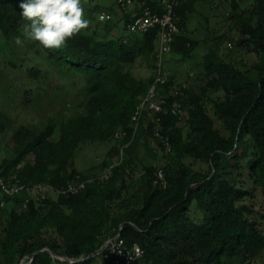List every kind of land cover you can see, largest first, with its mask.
Masks as SVG:
<instances>
[{
  "label": "trees",
  "instance_id": "trees-1",
  "mask_svg": "<svg viewBox=\"0 0 264 264\" xmlns=\"http://www.w3.org/2000/svg\"><path fill=\"white\" fill-rule=\"evenodd\" d=\"M162 1L136 0L134 5L145 3L163 12ZM199 1L182 0L175 8L180 31L172 51L183 57L191 56L199 43L187 32ZM19 3L0 0V50L12 38H25ZM107 13L111 17L106 21L113 17ZM132 13L125 12L124 29ZM228 15L239 29L232 49L253 51L257 60L243 69L215 50L207 53L206 84L200 91L185 89L179 97L186 117L172 113L174 97L167 96V108L160 112L163 140L156 138L151 118L137 134L131 124L155 73L138 77L135 63L142 55L155 68L157 28L119 34L112 26L90 24L61 49L42 50L39 42L27 39L35 54L51 61L69 83L68 92L77 99L65 105L81 109L61 124L50 116L37 130L17 124L0 105V139L7 136L6 148L12 150L2 158L0 172L7 178L16 175L26 189L44 184L58 191L73 181L86 184L55 198L34 197L27 190L10 195L0 186V264L22 259L24 264H113L115 256L99 250L110 235L122 236L128 247L138 243L140 264H251L264 252V227L257 218L264 213L254 206L257 190H264V0L244 7L232 0ZM19 63L11 60L13 67ZM40 72L32 66L29 75ZM172 83L169 75L167 86ZM211 92L220 94L212 97ZM121 127L126 134L118 137ZM143 135L158 140L168 158L163 165L166 185L155 181L158 165L145 160L135 185L126 181ZM96 140L114 141L109 158L128 145L107 178L89 180L98 164L79 170L75 154L81 142Z\"/></svg>",
  "mask_w": 264,
  "mask_h": 264
},
{
  "label": "rangeland",
  "instance_id": "rangeland-1",
  "mask_svg": "<svg viewBox=\"0 0 264 264\" xmlns=\"http://www.w3.org/2000/svg\"><path fill=\"white\" fill-rule=\"evenodd\" d=\"M81 2L85 18L91 21L90 24H98L100 29L109 25L116 33L130 34V31L123 28L124 14L126 9L132 10L134 4H128L126 8H123L118 0H81ZM252 2L253 0H239L243 7ZM231 6L232 0H200L197 3V10L190 14L187 22V32L199 41L193 54L188 57H183L182 54L173 51L168 54L166 67L169 75L174 78L176 83H186V90L200 91L206 84L207 74L204 62L206 54L211 50L217 51L220 56L232 60L243 69H249L257 60L255 52L247 51L244 48L232 49L230 46L233 43L232 39L239 37V29L234 23L235 18L228 15ZM103 10L112 13V19L99 20ZM21 40H23L22 46H18L15 39L12 38L10 44L4 50H0L1 107L16 119L17 124H25L37 130L46 125L50 116H54L59 124L64 123L67 117L81 109L80 106H66L65 102L77 98L69 94V83L64 82L65 79L52 65V62L35 54V48L29 47V41L26 38H21ZM39 47L43 50L42 46L39 45ZM19 58L21 59L18 60ZM11 60L20 63L13 67ZM32 66L36 69L40 68L42 73L30 76L29 72ZM154 69L151 59L141 55L135 63L134 73L138 77L146 78L154 73ZM43 73L46 74V78H43ZM219 94V92H211L212 97H217ZM209 108L210 113L215 116L211 103H209ZM151 117V115L146 116L141 125L142 131L146 128ZM216 123L218 127H222L220 119L216 118ZM7 141V136H2L0 139V162L3 157L12 155V150L6 148ZM113 143L114 141L102 142L99 140L81 142L75 154L76 167L85 171L98 164L92 177L107 178L111 174L107 167L116 162L119 163L122 159L118 154H113L109 158L108 151ZM132 160L131 165L126 169L125 177L128 183L134 185V181H137L144 172V160L154 161L158 168L163 170V165L168 162V158L160 150L158 140L146 135L142 136ZM104 161L108 162V165H105ZM27 192L34 197L47 195L55 198L58 195V191L50 185L35 187ZM254 206L264 213L263 188L257 190ZM10 207L11 204H8V208ZM257 218L262 222L261 226L264 227V218L259 215ZM250 262L251 264H264V252ZM24 263V259L19 260V264Z\"/></svg>",
  "mask_w": 264,
  "mask_h": 264
},
{
  "label": "built area",
  "instance_id": "built-area-1",
  "mask_svg": "<svg viewBox=\"0 0 264 264\" xmlns=\"http://www.w3.org/2000/svg\"><path fill=\"white\" fill-rule=\"evenodd\" d=\"M182 0H163L164 11L160 12L158 10L152 9L149 5L142 3L139 7L132 13L131 19L127 23V29L132 32H146L150 29L157 28L158 32V44L154 52V64L155 73L154 79L150 84V87L144 97L139 101L133 115L131 118V124L133 127L134 134L138 133L141 128L143 121L147 115H151L152 121L155 123L154 133L156 138H163L161 129V115L160 112L166 110L167 96L173 95V100L169 105V109L173 114L179 115L180 117H186L187 108L184 107L180 96L184 95L185 89L187 87L186 83H172L167 86L169 81V71L166 68V60L168 54L172 51V43L175 38L176 33L180 31V27L176 21L175 8ZM123 8H126L128 4H135L136 0H118ZM103 15L105 19L111 17L107 12H101L100 16ZM104 19V20H105ZM232 46V44H230ZM126 130L122 127L116 132L119 137L124 136ZM168 148H170V142L166 138L165 141ZM128 144L121 146L119 157L123 159L125 154V148ZM121 159V160H122ZM120 160V161H121ZM117 162L111 164L108 168V172L112 171V168ZM96 177H91L89 180H93ZM103 178V177H101ZM156 182L167 184V179L162 168L156 171ZM86 184V181H73L70 182L67 187H64L58 192L63 193H74L82 190ZM0 186L4 192L13 195L19 193L23 190H30L35 187L46 186L44 184H36L26 189L25 184L17 178L16 175L11 178L3 176L0 172ZM45 197V195L43 196ZM101 251L105 252V255H114L113 264H140L141 258L143 256V249L138 243H134L132 246L128 247L125 243V239L122 236H108L103 244L101 245ZM55 256V254H53ZM61 260H67L66 257H60ZM68 260H71L68 258Z\"/></svg>",
  "mask_w": 264,
  "mask_h": 264
},
{
  "label": "clouds",
  "instance_id": "clouds-1",
  "mask_svg": "<svg viewBox=\"0 0 264 264\" xmlns=\"http://www.w3.org/2000/svg\"><path fill=\"white\" fill-rule=\"evenodd\" d=\"M19 8L26 21L21 26L23 37L39 42L44 49H61L91 23L85 18L81 0H20ZM15 43L22 46L23 40L18 36Z\"/></svg>",
  "mask_w": 264,
  "mask_h": 264
},
{
  "label": "crops",
  "instance_id": "crops-1",
  "mask_svg": "<svg viewBox=\"0 0 264 264\" xmlns=\"http://www.w3.org/2000/svg\"><path fill=\"white\" fill-rule=\"evenodd\" d=\"M137 7H138V6H137ZM137 7H136V5H134V7H133L132 10H127V9H126L125 11H126V12H131V11L134 12V11H136Z\"/></svg>",
  "mask_w": 264,
  "mask_h": 264
}]
</instances>
